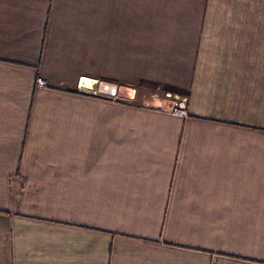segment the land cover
Listing matches in <instances>:
<instances>
[{
	"label": "crops",
	"instance_id": "1",
	"mask_svg": "<svg viewBox=\"0 0 264 264\" xmlns=\"http://www.w3.org/2000/svg\"><path fill=\"white\" fill-rule=\"evenodd\" d=\"M0 264H264V0H0Z\"/></svg>",
	"mask_w": 264,
	"mask_h": 264
},
{
	"label": "built area",
	"instance_id": "2",
	"mask_svg": "<svg viewBox=\"0 0 264 264\" xmlns=\"http://www.w3.org/2000/svg\"><path fill=\"white\" fill-rule=\"evenodd\" d=\"M39 86H43L44 82L39 81ZM150 100H154L156 103V109L163 111L175 118L186 119L187 113V99L183 95L169 91L163 90L159 94H155Z\"/></svg>",
	"mask_w": 264,
	"mask_h": 264
},
{
	"label": "water",
	"instance_id": "3",
	"mask_svg": "<svg viewBox=\"0 0 264 264\" xmlns=\"http://www.w3.org/2000/svg\"><path fill=\"white\" fill-rule=\"evenodd\" d=\"M119 90L122 95L125 93L124 90L119 89L116 85L102 82L99 86L98 92L101 95L115 97L118 95Z\"/></svg>",
	"mask_w": 264,
	"mask_h": 264
},
{
	"label": "rangeland",
	"instance_id": "4",
	"mask_svg": "<svg viewBox=\"0 0 264 264\" xmlns=\"http://www.w3.org/2000/svg\"><path fill=\"white\" fill-rule=\"evenodd\" d=\"M84 71H88V70H84ZM123 89L125 90V94H127V95H129V96L132 95V90H131V89H130V90L127 89V88H123ZM169 91H170V90H169ZM176 93H177V92H176ZM179 94H180V93H179ZM181 95H182V94H181ZM184 97H185V96H184ZM139 98H140L141 100H143V102H144V101H147V102L144 103V104H149V105L151 104V102H150V99H151L150 96H145L144 94H143V95L141 94V95L138 96L137 99H139ZM148 100H149V101H148ZM149 105H148V106H149ZM153 108H154V109L156 108V105H155V104L153 105Z\"/></svg>",
	"mask_w": 264,
	"mask_h": 264
}]
</instances>
